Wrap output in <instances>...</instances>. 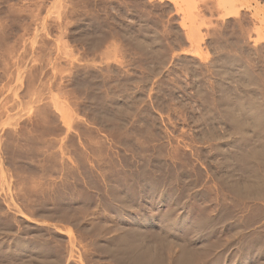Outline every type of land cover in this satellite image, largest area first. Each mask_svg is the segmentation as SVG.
I'll list each match as a JSON object with an SVG mask.
<instances>
[{"label": "rangeland", "instance_id": "rangeland-1", "mask_svg": "<svg viewBox=\"0 0 264 264\" xmlns=\"http://www.w3.org/2000/svg\"><path fill=\"white\" fill-rule=\"evenodd\" d=\"M0 264H264V0H0Z\"/></svg>", "mask_w": 264, "mask_h": 264}]
</instances>
